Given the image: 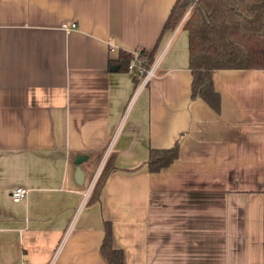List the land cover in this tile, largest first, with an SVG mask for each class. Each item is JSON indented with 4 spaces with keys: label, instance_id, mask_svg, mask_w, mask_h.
Here are the masks:
<instances>
[{
    "label": "crops",
    "instance_id": "crops-1",
    "mask_svg": "<svg viewBox=\"0 0 264 264\" xmlns=\"http://www.w3.org/2000/svg\"><path fill=\"white\" fill-rule=\"evenodd\" d=\"M177 1L0 0V264H50L74 219L56 264H108L105 222L125 264H264V70L215 72L220 113L193 99ZM155 48L136 94L120 54Z\"/></svg>",
    "mask_w": 264,
    "mask_h": 264
},
{
    "label": "trees",
    "instance_id": "trees-1",
    "mask_svg": "<svg viewBox=\"0 0 264 264\" xmlns=\"http://www.w3.org/2000/svg\"><path fill=\"white\" fill-rule=\"evenodd\" d=\"M191 9L183 29L189 34V64L192 72V98L201 99L220 113L221 98L213 75L222 70H264V0H178L166 23L165 31L176 29ZM157 48L140 51L146 70L155 64ZM134 55L122 52L118 71L129 72ZM138 87L139 80L134 77ZM179 157V145L168 150H151L146 163L158 173ZM110 155L95 184L89 203H102L103 190L115 167ZM106 233L101 254L108 264H125L124 253L113 246L112 225L104 223Z\"/></svg>",
    "mask_w": 264,
    "mask_h": 264
},
{
    "label": "built area",
    "instance_id": "built-area-1",
    "mask_svg": "<svg viewBox=\"0 0 264 264\" xmlns=\"http://www.w3.org/2000/svg\"><path fill=\"white\" fill-rule=\"evenodd\" d=\"M76 28H77V24H75V23L71 24L70 26H67V25L64 26V29L67 31L74 30ZM133 55H134V59L132 60V62L129 65V68H128L129 72L128 73L133 74V76L136 77L140 82V84L137 87V91H136V94H137L142 89L147 87L150 80L155 76L158 63H155V65L150 70H146L144 61H142L139 57L140 53L135 52V53H133ZM94 184H96V183H94ZM94 187H95V185H94ZM94 187L92 185L84 193L83 202L77 211L76 217L79 215L81 210L85 207L86 203L88 202V200L90 198V195H91L90 193L93 191ZM29 194H30V190H28L26 188H17V189H14L12 191L11 199L14 203H21V202L28 199ZM74 225H75V219L72 221L68 230L66 231V234L64 235V240L62 241V243H60L59 247L55 251L54 257H53L52 261L50 262V264H56L57 260L59 259L60 255H61L65 241L68 238L69 234L71 233ZM21 264H23V263H21Z\"/></svg>",
    "mask_w": 264,
    "mask_h": 264
},
{
    "label": "rangeland",
    "instance_id": "rangeland-1",
    "mask_svg": "<svg viewBox=\"0 0 264 264\" xmlns=\"http://www.w3.org/2000/svg\"><path fill=\"white\" fill-rule=\"evenodd\" d=\"M190 13H191V9L185 14L184 19L182 20L183 23L185 22L186 19L189 18ZM182 22H181V23H182ZM145 88H146V87H145ZM145 88H144V89H145ZM132 107H133V105H129L128 109L130 108V109L132 110ZM128 109H127V111H128ZM129 111H130V110H129Z\"/></svg>",
    "mask_w": 264,
    "mask_h": 264
}]
</instances>
